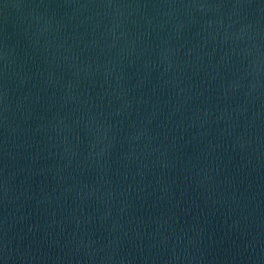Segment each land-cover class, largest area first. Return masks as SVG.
Segmentation results:
<instances>
[{
    "label": "water",
    "instance_id": "water-1",
    "mask_svg": "<svg viewBox=\"0 0 264 264\" xmlns=\"http://www.w3.org/2000/svg\"><path fill=\"white\" fill-rule=\"evenodd\" d=\"M0 264H264V0H0Z\"/></svg>",
    "mask_w": 264,
    "mask_h": 264
}]
</instances>
